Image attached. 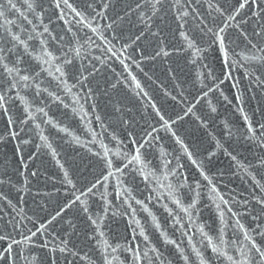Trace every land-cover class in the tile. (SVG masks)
Here are the masks:
<instances>
[{
    "label": "water",
    "instance_id": "1",
    "mask_svg": "<svg viewBox=\"0 0 264 264\" xmlns=\"http://www.w3.org/2000/svg\"><path fill=\"white\" fill-rule=\"evenodd\" d=\"M154 3L0 0V264H261L264 0Z\"/></svg>",
    "mask_w": 264,
    "mask_h": 264
},
{
    "label": "snow or ice",
    "instance_id": "2",
    "mask_svg": "<svg viewBox=\"0 0 264 264\" xmlns=\"http://www.w3.org/2000/svg\"><path fill=\"white\" fill-rule=\"evenodd\" d=\"M163 0H155V3L152 5L153 9H154V14H155V11H158L159 9L156 7V5L158 4H162ZM63 3L65 5H67L68 7H71V5L68 4V0H63ZM255 4L257 7H259V4H260V0H239V3H238V7L235 9V14L232 15V16H229V19H235L237 15H239L241 13V11L243 9H245L246 7L248 8H251V6ZM12 7L14 8L15 5H12ZM28 7L31 9L32 8V4H28ZM55 7L59 8L60 7V4L59 2L56 3ZM139 7V5H138ZM219 11V9H218ZM261 11H264V9H261ZM187 12H184L183 15L184 16H187ZM223 14V13H221ZM4 13L2 11H0V16H3ZM252 15L253 16H259L260 13L259 12H256V11H253L252 12ZM177 19H180V17H177ZM29 23H31V21H29ZM48 29L47 27H45V32H47ZM211 31V30H210ZM225 31L224 28H220L219 29V33H223ZM219 33H216L215 34V37H216V40L215 42H217L219 44V47H220V51L223 55H227V53L225 52V37L220 35ZM153 35H155V33H153ZM242 36H244V39L247 40L248 37L244 34V33H241ZM255 35L259 36L261 35L260 32H256ZM11 39L13 41H15L16 43L13 45V48L12 49H8V51H13L17 45L19 44H22L23 42L19 40V38L16 36V35H12L11 36ZM41 45L43 46L44 45V41H41L40 42ZM261 51H264V49H261ZM24 53L26 55H29L31 56L32 53H30L27 49V46H25L24 48ZM42 53L44 56H51L52 54L47 50V48H43L42 47ZM157 55H159V53H157ZM164 55H168L167 52L164 53ZM66 64H71L72 63V60L70 59H65L64 61ZM19 63V60H17L15 62V64H13V67H9L8 66V63L5 62V57L3 56H0V69H2V72H0V75H3L4 76V79L2 81V83L4 85H6L10 90L11 89H15L17 88L21 82H24L25 86H27V82L33 78V77H30L29 75H21V68L17 67L16 64ZM41 70L43 71V67H41ZM59 70V69H58ZM27 71V70H25ZM6 74V75H5ZM37 76L39 75V73L36 74ZM4 97L3 96H0V107H2V101H3ZM249 131H252V129L250 128ZM134 159H139V156L137 157H134ZM106 163L110 166L111 165V161H106ZM129 163H131V161H129ZM33 175H35V173H33ZM207 178V177H205ZM0 183H2V181H0ZM89 191H91V189H89ZM77 199H79V197H77ZM85 211H87V209L85 208ZM59 214V213H58ZM53 219H55V217H53ZM89 219L91 220L92 218L89 217ZM93 224L96 223V221H92ZM33 235H35V233H33ZM247 238V237H246ZM7 239L6 236L4 235H0V241H5ZM30 239V238H29ZM13 243H18L17 241H13ZM252 248L255 249V251L259 254V257H260V262L261 264H264V251H262L255 243H252ZM215 251V249H213ZM12 251V245L9 244L7 248L4 249V252L5 253H11ZM61 252H64L65 249L64 248H61L60 249ZM7 257L4 256L3 254H0V259H6ZM137 259H139V257H137ZM230 259V258H229ZM105 264H109V262L105 259ZM233 264H235V262H233ZM244 264H247V261L244 262Z\"/></svg>",
    "mask_w": 264,
    "mask_h": 264
}]
</instances>
